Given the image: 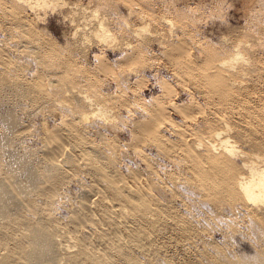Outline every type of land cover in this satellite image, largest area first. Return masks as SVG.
<instances>
[{"label":"bare ground","instance_id":"1","mask_svg":"<svg viewBox=\"0 0 264 264\" xmlns=\"http://www.w3.org/2000/svg\"><path fill=\"white\" fill-rule=\"evenodd\" d=\"M87 1L0 0V264H143L124 248H143L144 234L172 216L181 234L192 225L206 237L205 264H264V110L245 103L238 122L230 115L243 92H262L264 0H242L245 39L205 46L194 23L202 3L165 0L158 12L154 0ZM56 10L70 25L64 45L48 30ZM159 57L172 67L154 72L160 92L147 98L145 68ZM194 93L215 98L213 108ZM35 134L37 143L21 141ZM163 158L177 172L165 161L161 172ZM176 197L188 224L168 204ZM236 233L251 254L234 247Z\"/></svg>","mask_w":264,"mask_h":264},{"label":"rangeland","instance_id":"2","mask_svg":"<svg viewBox=\"0 0 264 264\" xmlns=\"http://www.w3.org/2000/svg\"><path fill=\"white\" fill-rule=\"evenodd\" d=\"M68 1H70V2L71 1L72 2H78V3L83 4V6H85L86 3L88 2L87 0H83V2H82V0H80V1L79 0H68ZM214 1H216V0H198V1L197 0H180V1L177 0V2L182 7H184L183 4L185 5V7L187 6V9H188V7L190 9H192V7H193V9H195V8L197 9V6H195V5L200 6L201 5L200 3H202V5H201L202 7L200 6L202 9L198 11L200 13L197 14V16H196V18L194 20V23L198 27L199 26H203L202 28L199 29L200 33L198 35L200 37H202V36L204 37L205 36L203 40L201 39L199 41L201 43V45L205 46V43H206V40L207 39H210L212 43H214L215 45H217V43L219 42V39H220V37L222 35H227V36L229 35V36H231L230 38L232 40L233 39L235 40L237 38L245 39L246 36H238L240 34H237L238 31L236 29V27H238V26L239 27H244L245 26V22H246L245 17L243 16L244 11H243V6H242V0H225L223 2L221 1L220 6L219 7H216L217 9L214 6V5H216V2H214ZM119 3H120V5H119L120 9L119 10L122 13L124 12V14H127L126 7L124 6V2L123 1H119ZM153 3H156L157 4V5H155L156 6V8H155L156 11H158L159 9H160L159 11H161V9L163 8V6H159V5H164L165 0H156V1L154 0ZM158 3H159V5H158ZM221 4H223V6ZM226 5H228V6H226ZM230 5H232V6H230ZM212 6L214 8H212ZM200 7H199V9H200ZM224 7H225V9H224ZM210 8L212 10H210ZM221 8L224 9V10H221ZM218 9H220L219 11H221V12L223 11V12L222 13L221 12H218ZM63 10L65 12L67 11V9H63ZM216 10H217V12H216ZM218 13H221V14H218ZM155 15H156V13H155ZM263 17H264V15L261 16V18H263ZM134 18H135V16H134ZM134 18L132 17V22L135 20ZM48 21H47V23L48 24L50 23L49 24L50 27L48 28V30H50L52 36L54 37V39H57L56 41L60 45H64V43L66 41V36H67V35L64 34V31L65 32L68 31L67 32L68 34L70 33L69 32V30H70V28H69V26H70L69 25V22L67 20L65 21L63 19V16L60 14L59 10H56L55 12H50L49 11V13H48ZM227 23H228L229 26L227 25ZM250 25L251 24H249V26ZM189 26L193 27V23L192 24H189ZM230 27H232V28H230ZM263 27H264V24H262V28ZM194 28L195 27H193V30H194ZM228 28H229V30H228ZM231 29H232V31H231ZM193 30L190 32V34H194ZM224 32L226 34H224ZM1 35H2V33L0 31V36ZM63 36H65V38ZM200 37H198V38H200ZM201 41H203V42H201ZM197 44H199V43H197ZM92 48L90 50L91 53L89 52L90 53L89 54L90 55V62H94V58L92 57L94 53L92 51L94 50V51L99 52V49H100V47H95V46H92ZM194 48L197 49V47H194ZM194 48H193V50H194L195 54H200L199 50L198 49L196 50ZM152 49H153V51L155 50L154 51L155 53L156 52L157 53L160 52L157 47H152ZM105 51H106V54L105 55H107V57H109L110 59L116 60V58L121 55V53L118 54V53L113 52L111 50L105 49ZM258 52H256L257 54H255V55H257V56H255V57H257V60L259 61V63H261V66L264 68V50H259L258 49ZM116 54H118V55H116ZM163 59L164 58H162V59L160 58L157 61H155L154 64H151L155 68H153V66H152V68H153L152 69L150 67V65H148L145 68V73L147 74V78L149 79L146 82V86H147V84H150V85H148V87H146V86L143 87L144 89L142 88V90H140V93H143V96H146L147 98L150 95H154V94L156 95V94H159V92H160V88H159L160 86L155 81L157 79V77L154 74L160 69V75L161 76H165V77H168L169 76V72L168 71H169L170 67H172V66L170 64L165 63L166 61L163 60ZM167 66H169V67L167 68ZM262 70H263L262 71V75H263L262 77L264 79V69H262ZM107 78L109 79V77H107ZM130 81H132L131 77H130ZM192 81H193V79L188 80L187 81L188 82L187 84L188 85L189 84L191 85V82ZM260 82H257L256 83V88L257 89H261L262 88L261 89L262 92L259 94L260 96L257 95V94H254L253 95V94H247L246 92H243L242 95L240 96V101H238L237 103L234 104L235 107L233 109V113H230V115L232 116L233 122H238L239 119L241 118V117L239 118V113L243 111L242 110L243 109L242 107H243V105L245 103H250L251 105L253 104V106H255V104H262V108L264 110V107H263L264 106V104H263L264 103V99L262 98V97H264V91H263L264 85H263L262 81H260ZM192 86H194V85H192ZM105 88L107 90L110 89V91H114L116 89V87H113V89L110 88L109 86H107V83H105ZM154 90L155 91L158 90V91L155 92ZM130 91L131 90H126V92H127L126 94H129L128 95V99H130L132 101L133 100V98H132L133 96H132V92H130ZM196 91L198 93V90H196ZM177 92H178L177 95L179 97L181 95H182L183 98H185V97L187 98L188 97L187 91L181 89L180 87H177ZM197 93H194V94H195L196 98L198 99V101H201V103L206 106L207 110L212 109L214 105L212 104L211 105V108H210V105H207V103L208 104H211V103L216 102L215 98H206L205 97V93H199L198 95H197ZM258 99H260V101L262 103H259L260 101ZM130 108L133 109V107H130ZM127 109L128 108H125L126 111L124 112V108H120L121 113L122 114L125 113V114H123V116H125V117L129 114L127 112ZM213 112H215V111L213 110ZM126 113H127V115H126ZM45 116H47V113H46ZM38 118H41V116H38ZM50 120H51V118H50ZM120 135H121V133H120ZM120 135H119V138L123 142L126 143V142H129L130 141L129 140L130 139V135L128 134V132L124 131V132H122V135L121 136ZM262 140H264V138ZM21 141H24L25 144L26 143H31V142H36L37 143L39 141V137L36 134L34 136L33 135H29L28 137L24 136L21 139ZM148 149L152 150L153 151V154L155 156V151L153 149L149 148V147H148ZM133 156H132L131 162L133 164L138 162L142 166L143 165L142 164L143 163L142 160L139 159L136 156H134V158H133ZM163 161H165L166 164H168V166L166 168L171 167V169L172 168L174 169L172 171L177 172L176 166L173 165L174 163L172 164L171 161L168 162V160L167 159H164V158L162 159V161H161L162 163L160 164V167L161 168H159L160 171L162 170L161 172H163V168L162 167L164 165H166L165 162L163 163ZM126 162L127 161L124 160L120 164L121 167H122V169L125 168L124 166H125V163ZM172 166H175V168L172 167ZM167 170H170V168L167 169ZM70 184H71L70 186H73V187H75V185L77 186V184L75 182L70 183ZM68 185H69V183H68ZM161 193L166 194L167 196H169V199H170L171 194L169 192L163 191ZM179 199H180V197L179 198L176 197L175 198L176 202H175V200H173L174 201V204H172L170 202H168V204L173 206V208H172L173 214H177V216H179L181 218V220H183L186 224H188L189 220H188V218H187V216L185 214L186 213V208H184L185 206L183 204V201L181 200L182 202H180ZM176 204H178V205H176ZM194 209H196V207ZM198 212L196 214H198ZM240 218H239V220H240ZM165 219H166V221H162V220H165ZM159 221L162 224L158 223L157 231H155L151 235H149L147 233L144 234L143 239L141 241L142 244H144L143 248L138 247L137 245H135L136 243H131L132 249L129 250L127 247H125L124 248L125 251L126 252H131V253L133 251V253H135L136 255L139 256L138 258L140 259V261L143 264H205L204 263V260H203V257H202V254H203V251H204V248H205L204 242L206 240L205 239L206 237L203 238L204 236L201 234L200 231H198V232L195 231L197 228L193 227L192 225H189V233H188V235H183V234H181L179 232V228L182 225V222L180 221V219L174 218L173 216L172 217H167V218L161 217L159 219ZM245 225H247V223L246 224H243V221H242L241 222V228H245L246 227ZM214 233H215L214 234V237L216 236L215 238L217 240L218 239L221 240L222 232L219 231V230H217V231H214ZM235 241L236 242H235L234 247L237 248V250L239 248L238 251H244V252L250 253V254L252 253L251 250L253 249V247H250V245L252 246V244L250 242H248V241H250L248 238L243 237L240 233H236V235H235ZM149 242L152 245V247L149 246ZM248 243H250V244H248ZM116 259L118 261V264H126V263H124L122 256H119V257L116 256ZM165 259L168 260L169 263H166Z\"/></svg>","mask_w":264,"mask_h":264}]
</instances>
